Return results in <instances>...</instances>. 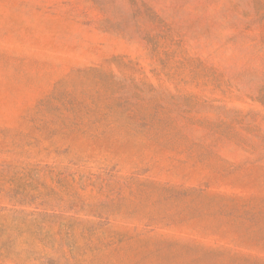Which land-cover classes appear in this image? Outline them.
<instances>
[{"label":"rangeland","instance_id":"374dc122","mask_svg":"<svg viewBox=\"0 0 264 264\" xmlns=\"http://www.w3.org/2000/svg\"><path fill=\"white\" fill-rule=\"evenodd\" d=\"M0 264H264V0H0Z\"/></svg>","mask_w":264,"mask_h":264}]
</instances>
